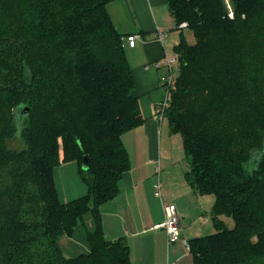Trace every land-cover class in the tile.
Wrapping results in <instances>:
<instances>
[{"label": "trees", "instance_id": "obj_1", "mask_svg": "<svg viewBox=\"0 0 264 264\" xmlns=\"http://www.w3.org/2000/svg\"><path fill=\"white\" fill-rule=\"evenodd\" d=\"M111 1L0 0V264H131L101 212L132 167L123 135L145 121ZM168 1L187 26L164 116L188 183L215 197L216 231L189 241L194 262L264 264V0H230L233 17L226 0ZM69 161L88 193L62 202L54 170ZM86 214L91 250L67 256L59 239Z\"/></svg>", "mask_w": 264, "mask_h": 264}, {"label": "crops", "instance_id": "obj_2", "mask_svg": "<svg viewBox=\"0 0 264 264\" xmlns=\"http://www.w3.org/2000/svg\"><path fill=\"white\" fill-rule=\"evenodd\" d=\"M108 11L122 34L127 60L135 76L134 93L145 121L123 135L132 167L120 178L119 193L101 206L104 233L109 239H126L131 264H195L183 240L203 236L205 222L208 219L213 222L211 209L215 197L199 194L190 186L182 137H178V148L183 145L179 163L175 159L177 144L173 142V135L179 133H172L168 118L156 112L167 95L163 85L168 74L166 57L176 51L181 30L176 28L168 0H113ZM160 30L167 34L164 41L157 39ZM130 34L139 36L134 46L128 43ZM54 178L62 202L88 193L77 162L56 166ZM158 183L160 193L156 188ZM166 203L175 204L181 216V238L172 243L168 242L164 228L155 227L165 220ZM85 221V225L79 223L73 236L65 234L59 239L67 256L91 250L86 234V227L94 225L91 214H86Z\"/></svg>", "mask_w": 264, "mask_h": 264}, {"label": "built area", "instance_id": "obj_3", "mask_svg": "<svg viewBox=\"0 0 264 264\" xmlns=\"http://www.w3.org/2000/svg\"><path fill=\"white\" fill-rule=\"evenodd\" d=\"M228 7H230L231 12H229L230 16H234L230 0H226ZM182 28H185L187 26V22H183L179 25ZM157 39L160 41H164L167 34L164 31H158L157 33ZM138 34H130L127 37L129 45H133L136 43V40L138 39ZM167 67H168V74L164 77L163 85L167 89V95L164 98V100L160 101V104L157 106V113L160 116H164V113L166 109L170 105V99H171V88L174 83V80L176 78V73H174V65L179 63V54L178 52H174L173 55L167 56ZM157 190L160 193V183L156 185ZM164 212H165V220L162 223L156 224L155 227H162L165 231H167L168 235V242H176L180 240L182 230H181V216L178 213V209L175 204L173 203H166L164 205ZM184 244L187 246V248L190 250L191 245L189 244V241L183 240Z\"/></svg>", "mask_w": 264, "mask_h": 264}, {"label": "rangeland", "instance_id": "obj_4", "mask_svg": "<svg viewBox=\"0 0 264 264\" xmlns=\"http://www.w3.org/2000/svg\"><path fill=\"white\" fill-rule=\"evenodd\" d=\"M230 3H231V1H230ZM231 7H232V5H231ZM227 8H228V13L229 12H231V10H230V7H228L227 6ZM232 10H233V8H232ZM230 15V14H229ZM180 28H182V27H180L179 26V29ZM186 34H187V36H189V39H190V41H192L193 40V36L192 35H190V33L187 31L186 32ZM178 71V64L176 63L175 65H174V73H178L177 72ZM176 79L177 78H175V80L174 81H176ZM170 106V105H169ZM175 138H173V142H174V144H177L176 145V147H175V151H176V156H175V159H177L178 160V162L180 163V159L179 158H182V156H183V145L182 146H180L179 148H178V141H179V139L180 138H178V137H180V134H176V135H173ZM178 139V140H177ZM10 144L14 147V148H16V149H20L21 147H22V143H21V141L19 140V139H12L11 140V142H10ZM176 160V161H177ZM75 162V161H74ZM76 163V162H75ZM77 164H78V162H77ZM78 168H79V165H78ZM90 179H91V177L92 176H89V175H87ZM213 196V195H212ZM214 197V196H213ZM225 219H226V222H227V225L229 226V227H232L233 225H234V222H233V219L231 218V217H227V216H225ZM216 231V229L214 228V225H213V222H212V220H209L208 219V221H206L205 222V224H204V233H203V235H209L210 233H213V232H215Z\"/></svg>", "mask_w": 264, "mask_h": 264}, {"label": "water", "instance_id": "obj_5", "mask_svg": "<svg viewBox=\"0 0 264 264\" xmlns=\"http://www.w3.org/2000/svg\"><path fill=\"white\" fill-rule=\"evenodd\" d=\"M29 112H30L29 107L23 105L17 106L16 120L18 122H22V120L25 118V116H27V114H29ZM83 162H84L83 168L87 170L89 168V163H90L87 156L84 157Z\"/></svg>", "mask_w": 264, "mask_h": 264}]
</instances>
